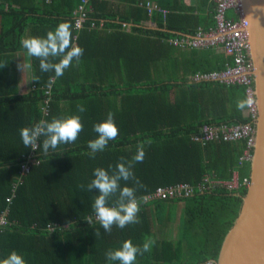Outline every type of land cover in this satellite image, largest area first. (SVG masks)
<instances>
[{"label":"trees","instance_id":"1","mask_svg":"<svg viewBox=\"0 0 264 264\" xmlns=\"http://www.w3.org/2000/svg\"><path fill=\"white\" fill-rule=\"evenodd\" d=\"M6 1L8 9L0 8V214L7 210L8 223L0 227V258L15 250L26 264H109L107 250L129 239L142 246L147 239L153 241L151 250L138 254L135 264L215 261L246 186L200 191L198 184L204 176L228 179L234 171L240 182L249 179L250 161L239 163L247 141L200 142L192 136L204 125L252 123V118L246 108L236 107L238 99L247 98L245 85L196 78L225 69L231 56L215 47L181 48L169 42L215 26L213 2L153 0L159 10L148 15L142 4L146 0H119L124 9H112L113 0H89L84 27L77 31L75 9L81 0H68L62 9L53 0ZM229 17L238 16L230 10ZM148 20L155 28L145 25ZM59 23L70 25L72 43L84 50L80 62L74 60L55 77L54 72H41L39 59L29 56L33 81L28 92L19 93L16 52L26 51L21 44L25 27L32 26L34 36L46 35ZM46 97L48 114L43 116ZM109 112L118 135L92 159L88 142L97 138L93 126ZM68 115L81 117L83 130L75 142L47 155L42 150L44 136L35 150L24 147L22 127ZM139 143L145 158L134 164L133 172L143 185L137 190L140 222L124 229L114 225L106 233L92 210L98 190L87 191V185L95 168L114 167L121 157L131 160ZM30 159L34 162L22 173V164ZM20 176L22 182L6 201ZM179 183H188L191 192L145 197L157 187ZM127 186L135 187L131 181ZM178 207L182 230L172 239L160 227L172 222ZM48 225L56 227L50 230Z\"/></svg>","mask_w":264,"mask_h":264},{"label":"clouds","instance_id":"2","mask_svg":"<svg viewBox=\"0 0 264 264\" xmlns=\"http://www.w3.org/2000/svg\"><path fill=\"white\" fill-rule=\"evenodd\" d=\"M21 44L27 51V55L39 59L41 72H54L55 77L63 75L65 69L72 65L75 60L80 62L84 50L72 43L70 25L59 23L54 30L47 32L44 37H27L21 40ZM23 70V65H18ZM38 79V78H37ZM52 78L49 79V85ZM253 104L251 97L238 99L236 107L238 110L250 108ZM78 111L83 113L85 108L80 105ZM83 130L81 117L79 115H68L54 117L51 122L41 120L38 123L22 127L19 134L25 148L35 150L38 140L44 136L42 150L45 155L49 150L55 151L61 144L73 143L77 140L79 133ZM93 131L97 138L88 142L90 149L89 156L95 159L98 152H102L109 141L114 140L118 135V127L115 124L114 114L109 112L105 120L94 124ZM145 158V147L143 143L137 144L136 152L131 160L121 157L117 164L109 166V169L97 167L93 171V179L87 185V191L98 190V195L94 197L92 210L96 221L102 226L106 233H111L113 226L124 229L129 224L140 222L138 213L140 211V200L137 197V190L143 187L136 179L133 166L143 162ZM125 182L122 186L121 182ZM133 182L135 187L127 186V182ZM84 188V185H79ZM115 197L114 200L112 198ZM140 199H143L141 197ZM112 201L109 203V201ZM92 223V217L86 219ZM95 236H100V231H95ZM153 241L145 240L142 246L135 245L129 240L122 241L120 247L109 249L105 253V258L111 262L119 264H135L137 255H143L151 250ZM0 264H26L24 257L17 251H11L6 257L0 258Z\"/></svg>","mask_w":264,"mask_h":264},{"label":"built area","instance_id":"3","mask_svg":"<svg viewBox=\"0 0 264 264\" xmlns=\"http://www.w3.org/2000/svg\"><path fill=\"white\" fill-rule=\"evenodd\" d=\"M214 4V19L215 26L209 28L206 31L198 29L195 35H181L179 38L170 39L169 42L178 47L188 48H207L215 47L223 51L227 56H231V64H227L225 69L220 71H213L209 74L199 76L196 78H207L215 79L226 84L240 83L245 85V93L247 98L251 97L253 104L250 108L245 109V113L250 115L252 123H238V124H217V125H204L202 128L192 136L194 141H208L213 139H222L225 141L237 140L245 138L247 141V148L243 154L239 157V163L242 160H249L251 153L249 148L252 149L253 139L255 134L254 121L256 116V99L254 95V84L251 75L252 63L248 56L247 51V30L246 27L248 22L244 16L243 6L241 0H210ZM146 8L148 15L154 10H159L157 4L152 0H146L142 3ZM89 0H81L77 8L75 9L76 20L74 28L78 31L84 27V21L87 17V7ZM233 10L237 14V18L234 19L229 17V11ZM162 12L166 10L162 9ZM48 87V86H47ZM46 93L49 91L45 88ZM48 101L46 97L42 104L43 116L48 114ZM38 143V142H37ZM31 156V155H30ZM34 160L30 159L26 163L22 164V173H25L29 169V164L33 163ZM22 182L21 176L18 177L17 181L11 188V195L6 198V201H10L14 196L16 186ZM249 183L248 178H243L242 182L239 181L237 172L234 171L232 176L228 179H217L210 176H204L202 183L198 184L200 191L203 189H210L215 187H221L229 191L237 189L241 184L247 186ZM192 187L188 183H179L168 187H157L154 192L147 194L146 199L166 198L168 196L188 195L191 192ZM95 219V216H94ZM8 223L7 210H4L0 214V227ZM56 226L48 225V229L52 230ZM206 264H213L208 261Z\"/></svg>","mask_w":264,"mask_h":264},{"label":"water","instance_id":"4","mask_svg":"<svg viewBox=\"0 0 264 264\" xmlns=\"http://www.w3.org/2000/svg\"><path fill=\"white\" fill-rule=\"evenodd\" d=\"M256 99L249 183L213 264H264V0H241ZM131 25V24H130ZM155 28V26H149Z\"/></svg>","mask_w":264,"mask_h":264},{"label":"crops","instance_id":"5","mask_svg":"<svg viewBox=\"0 0 264 264\" xmlns=\"http://www.w3.org/2000/svg\"><path fill=\"white\" fill-rule=\"evenodd\" d=\"M50 2V0H48ZM153 1V0H152ZM186 3H188L190 0H185ZM68 0H53V5H56L58 9H62L65 7V5L68 3ZM112 9H124L126 7L124 2H121L119 0H113L112 1ZM8 2L6 0H0V8L2 11H6L8 9ZM1 13H0V35L3 30V27L1 26ZM145 25L154 26V24L151 21H146ZM32 26H26L24 31V38L27 37H33L34 34L32 33ZM43 33L37 34L36 37H44ZM16 60H17V83H18V91L19 93L23 94L30 90L31 82L33 81L32 76V66L30 64L29 56L27 55L26 51H17L16 52ZM22 64L23 70L18 67V65ZM176 216L174 215L173 220L170 224H164L160 227L161 230L167 234L168 236H171L172 239H176L180 237L181 230H182V220H181V210L180 207L177 208ZM166 236V235H165Z\"/></svg>","mask_w":264,"mask_h":264},{"label":"rangeland","instance_id":"6","mask_svg":"<svg viewBox=\"0 0 264 264\" xmlns=\"http://www.w3.org/2000/svg\"><path fill=\"white\" fill-rule=\"evenodd\" d=\"M171 238V237H170Z\"/></svg>","mask_w":264,"mask_h":264}]
</instances>
